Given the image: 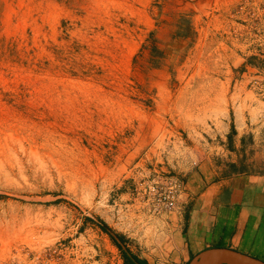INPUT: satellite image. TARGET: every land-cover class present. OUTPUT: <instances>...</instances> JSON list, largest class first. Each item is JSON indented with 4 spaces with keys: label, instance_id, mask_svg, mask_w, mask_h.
I'll use <instances>...</instances> for the list:
<instances>
[{
    "label": "rangeland",
    "instance_id": "1",
    "mask_svg": "<svg viewBox=\"0 0 264 264\" xmlns=\"http://www.w3.org/2000/svg\"><path fill=\"white\" fill-rule=\"evenodd\" d=\"M262 76L264 0H0V264H158L136 193L263 174Z\"/></svg>",
    "mask_w": 264,
    "mask_h": 264
},
{
    "label": "crops",
    "instance_id": "2",
    "mask_svg": "<svg viewBox=\"0 0 264 264\" xmlns=\"http://www.w3.org/2000/svg\"><path fill=\"white\" fill-rule=\"evenodd\" d=\"M184 182L188 212L172 221V249L157 255L158 264H187L211 247L264 259V173L230 172L207 161Z\"/></svg>",
    "mask_w": 264,
    "mask_h": 264
},
{
    "label": "built area",
    "instance_id": "3",
    "mask_svg": "<svg viewBox=\"0 0 264 264\" xmlns=\"http://www.w3.org/2000/svg\"><path fill=\"white\" fill-rule=\"evenodd\" d=\"M258 96L263 102L261 111L262 126H264V76L258 83ZM185 182L170 175H159L148 182L145 188L136 193V202L144 205L152 215L180 212L186 205Z\"/></svg>",
    "mask_w": 264,
    "mask_h": 264
},
{
    "label": "water",
    "instance_id": "4",
    "mask_svg": "<svg viewBox=\"0 0 264 264\" xmlns=\"http://www.w3.org/2000/svg\"><path fill=\"white\" fill-rule=\"evenodd\" d=\"M189 264H264V260L231 248L211 247L193 257Z\"/></svg>",
    "mask_w": 264,
    "mask_h": 264
},
{
    "label": "trees",
    "instance_id": "5",
    "mask_svg": "<svg viewBox=\"0 0 264 264\" xmlns=\"http://www.w3.org/2000/svg\"><path fill=\"white\" fill-rule=\"evenodd\" d=\"M128 264H146V262L142 261L141 259H138L137 257L132 256L128 258Z\"/></svg>",
    "mask_w": 264,
    "mask_h": 264
}]
</instances>
